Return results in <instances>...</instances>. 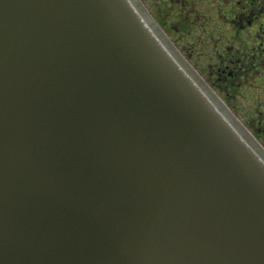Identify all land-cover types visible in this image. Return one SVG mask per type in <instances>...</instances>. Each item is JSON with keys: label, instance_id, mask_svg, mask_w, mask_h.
Listing matches in <instances>:
<instances>
[{"label": "water", "instance_id": "1", "mask_svg": "<svg viewBox=\"0 0 264 264\" xmlns=\"http://www.w3.org/2000/svg\"><path fill=\"white\" fill-rule=\"evenodd\" d=\"M0 264H264V151L139 0H0Z\"/></svg>", "mask_w": 264, "mask_h": 264}, {"label": "flooded vegetation", "instance_id": "2", "mask_svg": "<svg viewBox=\"0 0 264 264\" xmlns=\"http://www.w3.org/2000/svg\"><path fill=\"white\" fill-rule=\"evenodd\" d=\"M264 151V0H139Z\"/></svg>", "mask_w": 264, "mask_h": 264}]
</instances>
